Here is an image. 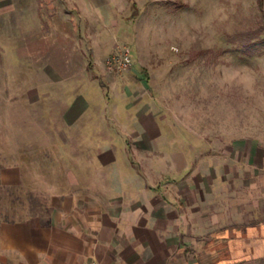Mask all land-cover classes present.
I'll return each instance as SVG.
<instances>
[{"label": "rangeland", "instance_id": "1", "mask_svg": "<svg viewBox=\"0 0 264 264\" xmlns=\"http://www.w3.org/2000/svg\"><path fill=\"white\" fill-rule=\"evenodd\" d=\"M55 35L82 48L98 43V61L88 56L90 67L84 71L86 66H80L68 78L97 79L98 86L83 82L45 93L46 79L69 74L44 69L43 47ZM124 47L131 51L129 67L109 71L108 58ZM93 88L99 93L93 94ZM70 90L60 104L62 93ZM82 91L89 97L79 105L88 115L106 114L98 121L113 133L67 128L60 115ZM138 114L153 130L157 124L179 127L185 133L180 145L194 144L201 152L209 148L215 162L238 157L236 138L241 147L257 142L264 148V0H0V221L43 216L53 192H88L93 178L114 177L122 164L107 168L97 163L104 143L125 145L124 157L120 151L112 154L144 170L135 144L145 137L132 131L140 130ZM83 122L91 128L95 121ZM170 136L154 133L148 141L164 143ZM245 158H251L250 152ZM13 165L20 167V180L6 183L2 173ZM216 168L211 173L222 172ZM71 174L79 180L70 179ZM239 179L245 182L237 190L249 207L250 177ZM223 189L229 199L222 203L231 208L235 190L213 187ZM216 198L212 206L221 203Z\"/></svg>", "mask_w": 264, "mask_h": 264}, {"label": "crops", "instance_id": "2", "mask_svg": "<svg viewBox=\"0 0 264 264\" xmlns=\"http://www.w3.org/2000/svg\"><path fill=\"white\" fill-rule=\"evenodd\" d=\"M56 36L49 37L43 47L44 69L69 74L46 79L42 85L45 93H52L54 86L78 88L83 82L98 86L97 79H70L75 85L68 79L74 78L70 72L79 71L80 66H86L84 71L90 67L88 56L98 61V43L82 48L78 42H64ZM33 39L40 43L39 37ZM94 88L93 94L99 93ZM70 92L62 93L60 104L67 102ZM77 95L72 106L60 115L66 126L75 125L71 128L78 133H94L98 128L113 133L98 121L106 114L88 115L89 110L79 105L89 97L85 91ZM69 111L74 113L70 115ZM68 117L75 122L69 123ZM88 117L95 121L91 128L83 126ZM137 119L140 130L132 131L145 137L135 144L143 154L144 170L138 172L129 160H118V155L112 154L120 151L124 153L120 157H124L125 145L102 144V153L96 155L98 165L109 168L119 163V167L123 165L120 172L114 177L93 178L88 192H53L43 216L1 220L0 264H264V189H260L264 183L260 179L264 177V148L257 142L241 147V138H236L233 151L238 157L221 158L219 163L208 155L209 148L201 152L197 145H180L185 142V133L179 127L157 124L153 130L147 117L138 114ZM154 133L171 136L164 143L156 138L154 144L148 141ZM99 148L97 145L93 149ZM249 152L251 158H245ZM147 153H152L150 159ZM201 154L203 158H197ZM201 167L204 169L196 170ZM211 167H221L222 172L211 173ZM20 175V167L13 165L2 173V179L16 183ZM68 176L79 180L77 175ZM241 176L250 177L246 180L251 184L249 207L244 204L243 191L237 190L245 182L239 179ZM215 184L235 190L231 208L227 202L222 203L229 199L227 191H214ZM216 197L221 203L212 206Z\"/></svg>", "mask_w": 264, "mask_h": 264}, {"label": "built area", "instance_id": "3", "mask_svg": "<svg viewBox=\"0 0 264 264\" xmlns=\"http://www.w3.org/2000/svg\"><path fill=\"white\" fill-rule=\"evenodd\" d=\"M131 63L130 51L124 47L119 52L112 54L107 60V68L109 71L126 70Z\"/></svg>", "mask_w": 264, "mask_h": 264}]
</instances>
